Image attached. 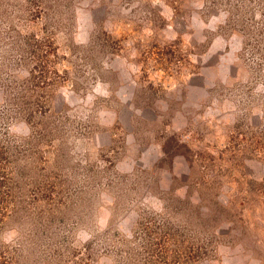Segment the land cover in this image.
Wrapping results in <instances>:
<instances>
[{"label":"rangeland","instance_id":"1","mask_svg":"<svg viewBox=\"0 0 264 264\" xmlns=\"http://www.w3.org/2000/svg\"><path fill=\"white\" fill-rule=\"evenodd\" d=\"M0 264H264V0H0Z\"/></svg>","mask_w":264,"mask_h":264}]
</instances>
